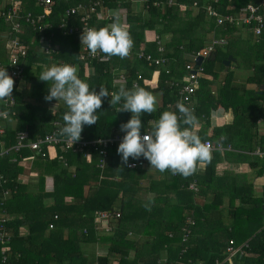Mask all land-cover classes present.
<instances>
[{"label": "trees", "instance_id": "16d2710c", "mask_svg": "<svg viewBox=\"0 0 264 264\" xmlns=\"http://www.w3.org/2000/svg\"><path fill=\"white\" fill-rule=\"evenodd\" d=\"M85 1L66 0L54 4L47 19L51 28L45 32L46 36L53 33L51 44L55 50L50 57L39 52L37 35L22 25L20 39L29 45V50L24 59L23 83L13 87L12 107L3 108L8 116L0 120L3 128L0 150L13 146L19 132L26 133V143L49 133L53 122L64 126L62 117L67 111L64 101L52 111L54 100L44 99L51 85L50 81L38 79L44 67L60 63L76 66L79 78L87 82L90 89L98 92L103 87L115 92L119 88L112 87L114 74L125 76L127 89H131L137 73L146 80L150 78L154 67H147L136 59L139 48L153 58L164 57L170 74L165 76L161 72L155 89L138 82V86L160 95L157 110L141 115L143 133L150 130L148 122L158 119L164 111H171L176 100L174 91L163 81L180 79L185 74L186 56L215 38L224 39L226 44L214 50L213 59L209 56L196 63L208 76L199 80L194 93L197 133L204 140L210 115L217 109L229 111L231 122L213 127L210 140L216 142L226 137L222 139L223 144H229L234 151L223 152L221 156L213 152L210 163L185 178L154 168L153 174L147 169L127 168L113 149L108 150L102 173L95 168V155L91 164H86L79 154H65L68 168L57 160L34 156L27 169L21 166L20 160L33 154L25 147L17 152L8 150L0 156V214L6 215L5 228L10 234L7 264H156L163 254L167 262H174L180 245L178 229L186 215L192 216L195 224L182 264L222 261L229 239L236 246L246 244L245 255L234 256L232 264H264V184L258 194L254 191L257 180L264 178V158L250 154L255 147L264 151V28L254 41L245 27L215 26L200 9L210 3L222 14H237L246 4L255 5L259 0H217V4H213V0H175L172 6H166L161 0L159 7L153 6L157 0H136L141 2L138 12L128 0H101L105 7H119L124 13V24L133 45L123 59L107 56V63H90L94 72L86 77L77 60L80 35H61V30L56 28L66 8ZM193 2L197 9L191 7ZM19 3L21 13L40 12L34 5L35 0H19ZM181 6L186 10L182 12ZM91 26L99 29L106 23L94 21ZM7 29L0 18L1 65L7 61L3 37ZM149 31L163 46L162 54L157 52L154 42L144 41V33ZM228 56L231 58L229 66L224 68L222 62ZM234 70L244 74L241 82H236ZM110 99L109 96L102 98L97 113L99 119L92 126H84L82 138L125 134L120 125L131 118V113L117 112L120 105L111 107ZM181 127L186 125L181 124ZM241 152H246L247 170L244 172L238 168L244 160ZM221 161L232 164L233 168L219 174L216 165ZM117 168H120L118 176ZM25 172L34 177L32 184L18 180ZM45 177L52 179L49 192L44 191ZM141 181H147L145 188H141ZM191 182L197 186L196 193L187 189ZM3 192L7 194L4 196ZM66 198L71 202L66 203ZM103 210L117 211L119 218L108 221L109 233L98 235L93 230V213ZM223 218L229 219L231 224L224 225ZM48 224L53 228L48 230ZM168 233H172V238L167 237ZM96 245L104 250L103 255L96 256Z\"/></svg>", "mask_w": 264, "mask_h": 264}, {"label": "built area", "instance_id": "2783aa9c", "mask_svg": "<svg viewBox=\"0 0 264 264\" xmlns=\"http://www.w3.org/2000/svg\"><path fill=\"white\" fill-rule=\"evenodd\" d=\"M66 1V0H35V7L40 9L39 13L33 14L32 12L21 13L19 0H2L0 5V18L7 25L8 29L3 34L5 40V48L7 52V61L4 65L0 64V69L6 68L8 74L14 80V86H21L23 83V73H24V59L29 50V45L21 41L20 37L22 35V25L28 26L31 31L37 35L38 39V50L44 55L51 56L54 53L55 47L51 44V38L53 33H49L48 36L45 32L50 29V24L47 22L48 17L51 14L52 8L56 2ZM133 5L135 3H141L136 0H128ZM175 0H164L166 6L174 5ZM162 4L161 0H157L153 3V6L159 7ZM213 4H217V0H213ZM192 8H198L195 2L191 5ZM200 9L203 10L205 16L208 19L213 20L215 26L222 25H235L242 26L247 29L251 34L254 41H257L263 28V11H264V0H259L257 4L248 3L240 9L237 14L220 13L217 9L210 3L203 4ZM183 12L186 10L184 6L180 7ZM118 12L120 16V22L123 24L124 28V13L117 8H107L103 5L101 0H87L85 2L76 3L63 11V14L59 17L57 23V29L61 30V35H71L73 33L81 36L83 29L87 30L92 28V22H103L107 25L113 23L112 13ZM77 24V25H76ZM144 41L154 42L157 45V52L162 54L164 51L163 46L157 40L155 34H153L150 40L147 39L146 34L144 35ZM226 44L224 39L212 38L206 42V44L199 51L188 54L186 56L187 61L183 64L185 74L181 76L180 79H165L163 84L174 91L176 100L171 107V111H174L179 115L178 109L175 105L177 101L185 103L187 107L194 111V93L198 88L199 80L206 79L201 65H196L197 59L200 58L201 61L208 58L216 48L224 46ZM136 59L141 60L145 63L147 67H154L151 72L150 78L148 80L144 79L140 74H136L135 79L131 83V88L133 85H138L141 82L143 85H147L151 89H155L158 84V78L161 72L165 76L169 75L170 72L166 68V59L164 57L153 58L150 54L144 53L142 48H139L136 53ZM77 60L82 65L83 75L89 76L94 72L93 66L90 63H107V55L98 52L96 55H91L89 50L85 46H81V42L78 48ZM59 65H63L60 63ZM73 66V65H72ZM76 67V66H75ZM125 87V76L123 74H114L112 78V87L120 88ZM112 93V92H109ZM110 97V96H109ZM0 120H5L8 113L5 109H9L13 105V100L11 97L4 100H0ZM55 105H52V111L55 109ZM60 124L58 122L52 123V130L44 135L42 138L28 141L26 133L19 132L15 137V143L8 149H1L0 156L7 153L8 150L17 152L22 148H27L33 155L27 158H23L20 164L25 168V162L31 161L34 156H39L40 158H47L49 160H57L62 167L68 168L64 155L65 154H79L84 159L86 164H91L92 155H95L97 161L95 168L100 170L102 173L103 167L108 158V150L113 149L117 152L119 143L122 141V134H115L107 138H96V139H81L75 142L72 146L64 137L58 135ZM196 131H198V125H196ZM3 133V128L0 125V136ZM146 133L143 132L141 135ZM211 137H206L202 142L207 143L213 152L223 153L234 151L231 149L229 144H223L222 138H219L216 142L210 140ZM243 155V163H246V152H241ZM251 155L256 156L261 159L264 158V151H261L258 147H255L251 152ZM247 164V163H246ZM140 165V162H128L127 168H135ZM200 165L197 166V170ZM196 170V171H197ZM193 175V174H192ZM99 178H102L101 176ZM187 189L193 193L197 192V186L195 182H191L187 185ZM7 192H3L5 196ZM70 198H66V203H70ZM262 211L264 213V205L262 206ZM53 219L56 216L53 215ZM119 218V212L117 211H94L93 213V230L96 234H106L111 231V227L108 225V221H114ZM7 222L6 215L2 212L0 214V264H7L9 249V231L5 228ZM195 221L192 216L186 215L183 218L181 226L178 229L179 233V250L177 253L176 260L174 262H167L166 258L159 259L157 264H182V258L187 251L188 241L191 236V230L194 226ZM53 228L52 224L47 225V229ZM264 229V225L262 226ZM168 238H172V233L167 234ZM98 240V239H97ZM246 247L245 243L238 246L234 244L232 239H229L224 247L225 257L222 261L215 260L214 264H232V259L234 256L245 255L243 248ZM96 256H100L95 253ZM186 264H190L186 261Z\"/></svg>", "mask_w": 264, "mask_h": 264}, {"label": "clouds", "instance_id": "9594fccd", "mask_svg": "<svg viewBox=\"0 0 264 264\" xmlns=\"http://www.w3.org/2000/svg\"><path fill=\"white\" fill-rule=\"evenodd\" d=\"M113 23L105 27L83 29L80 36L81 46H85L91 55L98 52L109 57L121 59L128 56L133 45L129 32L120 22L118 12L112 13ZM43 82H51L46 101L62 100L67 111L63 115L64 126L58 135L73 144L81 139L84 126L97 123L98 110L102 106V98L110 96V106L120 105L117 112H130L131 118L120 125L125 133L119 143L117 153L121 156L122 165H127L129 158L137 160L144 157L150 162V169L163 173L170 171L173 175L185 178L194 174L198 165L211 162V147L202 142L198 135V123L194 111L185 103L177 101L175 107L179 111H164L158 119L148 122L150 130L141 135L144 127L141 121L143 113L153 114L156 109V97L143 87L133 85L131 89L121 86L118 91L109 93L100 87L97 92L79 78L75 66L69 64H53L41 71L39 78ZM14 80L6 68L0 69V100L12 97ZM181 124L186 127H181ZM226 138V137H222Z\"/></svg>", "mask_w": 264, "mask_h": 264}, {"label": "crops", "instance_id": "0c3cea01", "mask_svg": "<svg viewBox=\"0 0 264 264\" xmlns=\"http://www.w3.org/2000/svg\"><path fill=\"white\" fill-rule=\"evenodd\" d=\"M145 34H146L147 39L150 40L151 36L154 33L149 31V32L144 33V35ZM145 42L150 43L149 41H145ZM243 75L244 74L242 72H238L237 75H235L236 82H241ZM157 94H158V96L156 98H158V100L156 99L157 100L156 108L160 105V95H159V93H157ZM58 102H55V104L51 103V105H55V106L59 105L60 106L62 104V100H60L61 104H59ZM229 122H231V113L229 111L225 112L221 109L215 110L209 117V127L207 129L206 136L207 137L211 136V131H212L213 127H215L216 125H220L222 123H229ZM221 155H222V153H220V156ZM137 160H144L143 163H140V165L136 167L137 169H147L149 174L155 173L154 169H150V167L148 166V160H146L144 157H140ZM137 160H133L130 158L129 162H138ZM24 164H25V168L28 169L30 166V162L28 161V162H25ZM121 164H122V161H121ZM246 165H247L246 163H242L241 165L240 164L238 165V168L240 169L241 172H244L247 170ZM232 168H233L232 164H229V163L224 162V161H221L218 165H216V171L219 174H221V172H223V171H229ZM198 170H202V165H200ZM198 170L196 172H198ZM247 172H249V171H247ZM154 176H157V174H154ZM18 180L22 184H32L35 181L34 177L27 172L19 175ZM146 182L147 181H141V188H145L147 186ZM263 184H264V178L257 180L256 185H255V190H254L256 194L259 193L260 186H262ZM43 186H44V191L49 192L52 188V179L50 177H45ZM162 258H166V255L163 254L162 256H160L159 259H162ZM157 261H156V264H157Z\"/></svg>", "mask_w": 264, "mask_h": 264}, {"label": "rangeland", "instance_id": "374dc122", "mask_svg": "<svg viewBox=\"0 0 264 264\" xmlns=\"http://www.w3.org/2000/svg\"><path fill=\"white\" fill-rule=\"evenodd\" d=\"M141 3H135L134 5H132V9L135 10V12H138V10L140 9V5ZM232 68V67H231ZM238 71L237 70H234V76L237 75ZM155 97L158 96V94L156 92H151ZM158 100V98H156ZM57 102L55 99H54V102H51V103H54ZM59 104H61V102L59 101L58 102ZM131 158V157H130ZM132 159V158H131ZM260 190V189H259ZM223 224L228 226L231 224V221L227 218H223L222 220ZM248 236V234L246 235ZM95 253H97L98 255H103L104 254V250L102 248H100V246L95 247Z\"/></svg>", "mask_w": 264, "mask_h": 264}, {"label": "water", "instance_id": "95a60500", "mask_svg": "<svg viewBox=\"0 0 264 264\" xmlns=\"http://www.w3.org/2000/svg\"><path fill=\"white\" fill-rule=\"evenodd\" d=\"M213 58H214V54H211V55H210V59H213ZM230 59H231V58L228 56V57L226 58V60H224V61L222 62V65L224 66V68H226V67L229 66ZM200 61H201V59L198 58V59H197V64L200 63ZM137 161L140 162V163H143L144 160H137ZM119 173H120V168H117L116 175L118 176Z\"/></svg>", "mask_w": 264, "mask_h": 264}]
</instances>
